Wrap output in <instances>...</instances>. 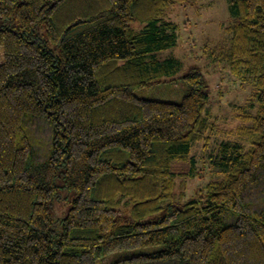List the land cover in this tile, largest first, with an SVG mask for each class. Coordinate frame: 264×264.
Listing matches in <instances>:
<instances>
[{"label": "trees", "instance_id": "1", "mask_svg": "<svg viewBox=\"0 0 264 264\" xmlns=\"http://www.w3.org/2000/svg\"><path fill=\"white\" fill-rule=\"evenodd\" d=\"M190 1L0 0V264H264V0H225L207 51L257 110L197 199L171 202L172 164L215 133L201 73L179 103L134 94L179 71L158 53Z\"/></svg>", "mask_w": 264, "mask_h": 264}, {"label": "rangeland", "instance_id": "2", "mask_svg": "<svg viewBox=\"0 0 264 264\" xmlns=\"http://www.w3.org/2000/svg\"><path fill=\"white\" fill-rule=\"evenodd\" d=\"M164 19L176 24L177 39L173 47L159 52L158 58H175L181 64L180 69L171 77H166L161 84L136 89L134 94L146 100L179 103L188 90L180 77L193 71L200 72L208 91V103L203 114L208 123L215 124V133H208L211 137L209 141L196 142L191 147L189 158L172 164V171L177 176L175 197L171 202L181 207L188 200L197 199L208 182L222 179V174L214 173L219 170L215 162L220 154L221 142H239L245 147L249 146V143L234 136L233 132L239 126L252 124L251 119H242L240 116L254 115L257 101L252 85L241 84L222 64L207 56V51L216 48L227 38L223 31V25L229 20L225 0H191L184 5H172ZM39 33L41 38H45L42 30L39 29ZM49 48L54 54H58V48L52 43H49ZM191 157L194 162L190 160ZM66 209L67 206H57V214L60 215ZM152 250L153 248H145L131 253H148ZM127 254L129 253H116L111 259Z\"/></svg>", "mask_w": 264, "mask_h": 264}]
</instances>
